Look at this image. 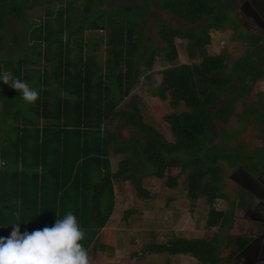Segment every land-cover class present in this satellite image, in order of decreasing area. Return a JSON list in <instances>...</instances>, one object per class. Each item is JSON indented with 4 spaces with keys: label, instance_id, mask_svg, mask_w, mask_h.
Returning a JSON list of instances; mask_svg holds the SVG:
<instances>
[{
    "label": "trees",
    "instance_id": "16d2710c",
    "mask_svg": "<svg viewBox=\"0 0 264 264\" xmlns=\"http://www.w3.org/2000/svg\"><path fill=\"white\" fill-rule=\"evenodd\" d=\"M104 3L106 9L101 8ZM143 3L144 7L153 3L182 25L197 27L158 23L156 34L162 44L158 48L128 20L138 0L129 6L108 0H0V73L11 72L40 92L39 99L28 104L19 91L0 80V90L20 100L12 108L1 107L7 129L0 133V237H9L14 223H19L21 233L52 227L56 218L70 211L85 230L82 245L94 257L104 250L100 241L114 213V189L130 182L136 196L145 197L143 178L165 179V187L173 189L178 178L168 175L174 171L183 179L191 206L199 198L210 205L204 228L216 227V232L206 239L172 237L166 244H150L141 255H185L200 264L220 262L218 243L229 237L232 211L215 210L212 202L223 199L219 189L226 171L242 168L256 175L264 169V146L255 153L230 149L229 142L236 138L215 123H226L237 102L245 108L240 95L253 84V80L245 82L246 66L253 70L261 53L255 51L257 57L251 61L249 52H244L236 61L243 72L242 81L237 80L236 70H226L225 48L214 55L204 50L210 43L209 31L219 33L226 25V16L213 11L210 0ZM24 9L34 15L28 16ZM14 22L21 26L18 34ZM94 31L101 32L97 40L84 38L83 33ZM175 38L187 40L189 63L175 64ZM101 46L102 60L97 58ZM156 56L163 69L157 72L159 81L151 95L167 101L171 109L184 107L162 118L171 142L143 124L133 102L119 108L143 74L152 84L149 73ZM233 80L239 82L238 95L210 111ZM109 151L119 156L115 172ZM246 242L241 239L238 247Z\"/></svg>",
    "mask_w": 264,
    "mask_h": 264
},
{
    "label": "rangeland",
    "instance_id": "374dc122",
    "mask_svg": "<svg viewBox=\"0 0 264 264\" xmlns=\"http://www.w3.org/2000/svg\"><path fill=\"white\" fill-rule=\"evenodd\" d=\"M135 1L137 0H108V4L117 6H129ZM145 1L146 0H138V6L130 8L127 15L129 17V22L143 31L150 45H154L158 48H160L162 45L156 34L158 23H163L168 27H197L196 24L182 25L175 17L171 16L167 12H159L153 6V3L144 7L143 2ZM157 2L160 3L161 0H157ZM210 6L213 11H216L219 16L221 14L226 16V25H224V27H227V24H230V27H235V23H232L230 21V19L226 15V11L223 10V7H226V4L219 3L216 0H210ZM24 7L27 8L26 6ZM101 8L106 9L107 3H104ZM24 10L25 14H27L28 16L34 15V13H31L29 9ZM30 19L31 17L28 18V20ZM13 30L15 34H18L21 30V26L18 24V22L13 23ZM233 32L236 33L238 31L233 30ZM229 35L225 32H219L215 34L212 31H209L210 43L204 48V50L207 54L212 55L214 53H218L222 48H225L227 53H230L229 58L227 59L228 65L226 70H236L235 75L237 76H234V78L237 80L239 78L242 81L243 72L241 71V67H238V63H236V61L233 62L232 59L237 58L241 55L243 47L239 45L240 40H243L244 38L248 40V37L240 34V40L236 39V42L234 44L229 43L228 45L226 44L227 41H231ZM83 36L86 40H97L101 36V32L94 31L93 33H91V35L90 32H85L83 33ZM220 38H224L225 43L221 46L219 45L218 48L213 47L214 42ZM173 44L177 55L175 64H185L187 63V61L189 63V52L186 48L187 40H180L175 38L173 39ZM101 47L102 48H99V52H97V58H99L100 60H102V56L104 55V52H101L104 48L103 46ZM261 53L264 54V49H262ZM13 54L11 53V57H13ZM193 60L194 62H197L199 60L198 56L195 55ZM230 63L232 68L229 66ZM252 67L253 66H251V68ZM253 68L256 69L257 72L263 73L262 69L255 67V65ZM162 69L163 67L160 65L159 58L158 56H156L153 59L151 71L149 73L152 74V84L150 85L145 79V75L147 74H143L139 78L138 84L130 91L129 95L125 98L121 105H119V108H121L123 106V103H125L126 101L133 102L140 111V117L143 124L150 127L154 132L159 134L166 141L171 142L173 141V137L169 132V126L163 121L162 118L165 115L182 111L184 110V107L181 105L176 110L171 109L167 101L160 102L156 97H153L151 95L152 87L157 85L159 81L157 72ZM244 74L246 75V73ZM237 80H233L232 83L227 87L225 92L221 94L220 97H218V101H216V104L209 108L210 111H212L218 105H223L224 103L228 102L229 97L233 98L235 97V95H238V93L235 92L236 87L239 85V82ZM247 81L248 78H245L246 83ZM255 85L256 84H253L251 86V91H247L249 93L246 92L245 95L244 93H242L241 95L239 93V95L242 97L241 99L244 98L242 102H246V104L244 105L245 108H241V102L239 101L235 104L234 111L231 112V116L226 123L223 124L219 121L215 123L217 129H228L230 131L229 133H233L234 139L236 138L235 140L229 142V146L231 147L230 149L240 150L245 153H255L257 149L264 146V110L261 108L260 110L251 108L254 105H250L249 103L254 100V92H258L260 90L259 84L258 86H256L259 87L258 89L256 87L254 88ZM230 92H234V94L229 96ZM2 93L4 95H2ZM11 93L12 92L0 90V96L2 95V98H0V133H3L5 129H7L6 121H2L3 116L6 117L7 115H3V113L1 112V107L4 108V105H7L9 108H12L13 106L11 105L19 100L18 97H14ZM244 110L246 111L242 113V111ZM238 116L239 121H237ZM255 118L261 124V127L259 128L260 130L254 124L244 126L243 123H248ZM234 128H236V131H238L239 134L234 133ZM121 133L123 136L122 139H124L126 134L124 131H122ZM260 138L262 139L261 141ZM109 160L111 170L115 172L117 170V162L119 160V156L113 155L112 152L109 151ZM262 171H260L259 173H262ZM175 174L176 173L174 171L169 173V175L167 174L169 177L176 176V178H178L177 186L173 189H168L165 187V179H141V188L146 193L145 197L141 194V198L136 196L130 182H125L121 187H116L114 189V194L117 199L115 204L116 209L114 208V213H112V216L106 223V226L102 231L100 241L102 243V246L104 247V250H102L100 254L95 255L94 257H90L89 255L90 264H200L194 258L185 255L168 256L167 254L156 255L149 254L147 252L141 255V251L147 248V246H149L150 244H166L167 241L172 237L188 240L204 238L206 239L216 232V227L211 228L209 231L204 228L208 206L210 205H207L204 202L203 198H199L197 201H195L194 206H191L187 201L185 193L183 191V179L180 178L179 175ZM228 175L229 171H226V175L222 178V182L220 185L221 187L219 189L220 194H222L223 196V199H216L212 202L211 205L213 209L218 211H232L231 203L235 201V196L238 192L236 186L228 180ZM241 193V191L238 192V194ZM128 211L130 214H128V216H125V213ZM218 244V257L220 262H217L215 264H228L227 254L229 250L228 248L231 244V240H228V238H225L223 236L222 242Z\"/></svg>",
    "mask_w": 264,
    "mask_h": 264
},
{
    "label": "clouds",
    "instance_id": "9594fccd",
    "mask_svg": "<svg viewBox=\"0 0 264 264\" xmlns=\"http://www.w3.org/2000/svg\"><path fill=\"white\" fill-rule=\"evenodd\" d=\"M0 80L19 91L28 104L39 99V90L11 72L0 73ZM9 237H0V264H90L88 250L81 241L86 237L76 216L67 212L54 226L21 233L19 223L12 224Z\"/></svg>",
    "mask_w": 264,
    "mask_h": 264
},
{
    "label": "crops",
    "instance_id": "0c3cea01",
    "mask_svg": "<svg viewBox=\"0 0 264 264\" xmlns=\"http://www.w3.org/2000/svg\"><path fill=\"white\" fill-rule=\"evenodd\" d=\"M218 1L219 3H224L226 4V7H223V10L226 11V15L228 16V18L230 19V21L232 23H235L234 26L235 27H230V24L227 25V27H224L223 31L221 32H225V33H228V35L230 36V39L231 41L228 42L226 44L229 45V43H232L234 44L237 40H240L239 39V35L242 34L246 37H248V40H246V38H244L243 40H240V46L243 47V51L241 53L240 56H238L237 58H234L232 59L233 62L237 61V59H239L240 57L243 56L244 52H249V55H250V58H251V61H255V57L257 56H254V52L255 51H260V53L262 52V49L263 48V45H264V35H259L258 33H264V0H216ZM245 5H249V8H247V11H249V16H246L245 14L243 15L242 14V8H241V5L243 4ZM259 12V13H258ZM233 30H237L238 32H233ZM213 33H218V31H212ZM250 34V35H249ZM254 41L255 44L253 45H247V43L249 41ZM242 41V42H241ZM247 41V43L245 42ZM225 42H224V38H220L218 39L217 41L214 42V46L213 47H216L218 48L219 45H223ZM212 46V45H211ZM215 48V49H216ZM248 48V49H247ZM216 54V53H214ZM212 54V55H214ZM230 55V53L228 52V56ZM260 63L258 64H254L255 67H258L260 69H262V72L263 73H258L256 71V69H253L251 70L250 69V65H247L246 67V76H248V80H253V84H259L260 87H264V54L261 53L258 58ZM188 63V61H187ZM185 63V64H187ZM263 64V66H262ZM231 65V63H230ZM229 65V66H230ZM257 74V76H256ZM259 75V76H258ZM252 82V81H251ZM262 140V139H261ZM264 188V186H263ZM239 192V191H238ZM237 195V193H236ZM238 196V200H241V199H245V195H243V193H241V195H237ZM254 199V198H252ZM256 202H258L256 199H254ZM263 200H264V196H263ZM235 202V203H234ZM232 202V211H237L238 209H240V204H236V201ZM256 202H254L253 204H255ZM235 204V205H234ZM261 209L262 206H261ZM251 210V209H250ZM261 218V217H260ZM246 222V226L245 227H248L250 228V230H253L254 227H256L258 225V221H259V218L255 220V218H246L245 220ZM261 229V228H260ZM258 229V230H260ZM256 233V232H255ZM225 235V234H224ZM227 236H225L226 238ZM238 237H236L237 239ZM244 238L243 236L242 237H239V239L237 240L236 242V239L234 238L233 240H231V244L229 246V250H228V260H227V263L228 264H240L239 262H237L238 260L240 259H246L245 262L243 264H245L247 262V260L249 261L251 259V256L249 255V252L245 251L243 254H241L239 257H241L240 259L238 258L237 261H233V258L236 256V254L242 252V251H239L238 253L235 252L234 254H232L235 250H237V243L242 239ZM229 240V238H228ZM248 240V239H247ZM260 241H263V245H264V234L262 235V237L260 238ZM227 246V245H225ZM245 248V245L244 247H242L240 250H244ZM239 250V249H238ZM252 260V264H253V259ZM223 261V260H222ZM237 262V263H236ZM248 264V263H246ZM260 264H264V263H260Z\"/></svg>",
    "mask_w": 264,
    "mask_h": 264
},
{
    "label": "flooded vegetation",
    "instance_id": "af4514ba",
    "mask_svg": "<svg viewBox=\"0 0 264 264\" xmlns=\"http://www.w3.org/2000/svg\"><path fill=\"white\" fill-rule=\"evenodd\" d=\"M241 8H242V14L249 16L250 13H249V11H247V8H249V5L243 4V5H241ZM258 34L261 36L264 35V33H258ZM256 86H258V84H256L254 86V88ZM256 88L258 89L259 87H256ZM250 91H251V88H250ZM254 100H255V102H254ZM254 100L251 101L253 103L249 102L250 105H254L257 108H259V109L261 108L264 110V87H260V90L258 92H254ZM259 102H261V103L259 104ZM245 104H246V102H244V105ZM242 107L243 106L241 105V108ZM243 124H244V126H249L251 124H254V125H256V127H258V129L261 127L260 122H258L256 118L254 120H251L248 123H243ZM260 141H261V138H260ZM262 172H264V169ZM250 174H252V173H250ZM258 174H256V175L252 174V175L256 177V176H258ZM236 188L238 189V191H241L243 193V195H245V199L243 198L241 200H238V196H237L238 192H237V195L235 196V201H236L237 205L240 204V209H238L235 212L232 211V213H231V228H230L229 233H228V236H229L228 238L229 239L231 238V240H233L234 238L236 239V237H238L236 239V242H237L239 237L243 236L244 238H242V239H248V240L245 243L246 249H244V250H240L241 248L238 247V243H237V248L239 250L238 249L235 250L232 254H234L235 252L238 253L239 251H242V252L236 254V256L233 258V261H237L238 258L240 259L241 257H239V256L241 254H243L245 251H247V252H249V255L251 256V259H253V264L264 263V245H263V241H260V238L264 234V209H261V207H259L260 206L259 203L256 202L254 199L250 198L244 191H242L237 186H236ZM239 195H241V194H239ZM254 202H256V203L253 204ZM231 205H232V203H231ZM250 217L255 218V220H256V218L257 219L259 218V221H258L259 223L256 227H254L253 230H250V228L245 227L246 226L245 220H246V218H250ZM258 229H260V230H258ZM251 259L249 261L247 260L246 263L252 264ZM245 260L240 259L237 262H239L240 264H243L245 262Z\"/></svg>",
    "mask_w": 264,
    "mask_h": 264
},
{
    "label": "water",
    "instance_id": "95a60500",
    "mask_svg": "<svg viewBox=\"0 0 264 264\" xmlns=\"http://www.w3.org/2000/svg\"><path fill=\"white\" fill-rule=\"evenodd\" d=\"M228 180L244 191L250 198L258 201L259 207L264 209V172L253 176L247 170L237 168L227 176ZM263 178V179H262ZM246 249V248H244Z\"/></svg>",
    "mask_w": 264,
    "mask_h": 264
}]
</instances>
